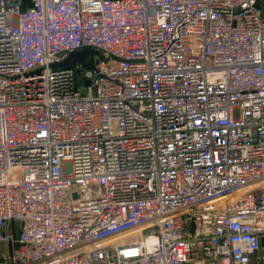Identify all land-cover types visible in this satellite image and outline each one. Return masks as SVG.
<instances>
[{
    "label": "built area",
    "instance_id": "1",
    "mask_svg": "<svg viewBox=\"0 0 264 264\" xmlns=\"http://www.w3.org/2000/svg\"><path fill=\"white\" fill-rule=\"evenodd\" d=\"M256 1L0 0V264H264Z\"/></svg>",
    "mask_w": 264,
    "mask_h": 264
},
{
    "label": "water",
    "instance_id": "2",
    "mask_svg": "<svg viewBox=\"0 0 264 264\" xmlns=\"http://www.w3.org/2000/svg\"><path fill=\"white\" fill-rule=\"evenodd\" d=\"M264 0H257L255 6L264 12V5L262 4ZM100 54L98 50L93 48H86L81 50H75L69 53V55L62 61L55 62L53 66L63 67L73 65L76 62L82 63L83 67L89 69H95L94 66V55ZM89 57L87 61L86 58Z\"/></svg>",
    "mask_w": 264,
    "mask_h": 264
},
{
    "label": "crops",
    "instance_id": "3",
    "mask_svg": "<svg viewBox=\"0 0 264 264\" xmlns=\"http://www.w3.org/2000/svg\"><path fill=\"white\" fill-rule=\"evenodd\" d=\"M3 248L6 249L7 247L6 246H0V250H2Z\"/></svg>",
    "mask_w": 264,
    "mask_h": 264
},
{
    "label": "rangeland",
    "instance_id": "4",
    "mask_svg": "<svg viewBox=\"0 0 264 264\" xmlns=\"http://www.w3.org/2000/svg\"><path fill=\"white\" fill-rule=\"evenodd\" d=\"M87 59H89V57H87ZM86 83H88V80H85Z\"/></svg>",
    "mask_w": 264,
    "mask_h": 264
}]
</instances>
